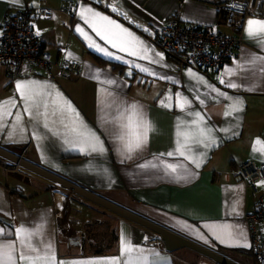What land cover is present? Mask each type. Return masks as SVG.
<instances>
[{
  "label": "crops",
  "instance_id": "crops-1",
  "mask_svg": "<svg viewBox=\"0 0 264 264\" xmlns=\"http://www.w3.org/2000/svg\"><path fill=\"white\" fill-rule=\"evenodd\" d=\"M220 2L0 0V30L16 10L25 8L33 13L38 40L54 60L52 75L65 63L80 67L67 79L26 67L19 78L9 81L0 66V147L21 150L33 164L236 264H249L245 216L253 212L257 198L264 199V179L255 181L254 194L236 180L235 171L247 161L264 166V153L259 150L264 146V37L248 35L249 20L264 21V5L261 17L247 16L238 30L243 41L238 53L207 75L179 65L153 42L160 24L175 13L186 25L212 26L234 34V28L219 25ZM82 8H91L126 28L148 49L147 58L130 56L106 44L81 19ZM77 27L121 59L90 47ZM115 64L122 67L114 71ZM136 65L148 71H140ZM18 83L30 85L36 93L33 100L21 97ZM213 88L230 99L217 95ZM178 94L189 102L183 110L177 104ZM236 100L241 101L242 110L225 116ZM132 105L149 121L151 130L143 147L128 153L118 133ZM197 112L204 118L200 126L210 129L215 138L207 147L188 142L186 154L199 167L176 150L178 141L184 143L179 133L195 131ZM81 126L99 138L103 153L78 142L80 138L72 129ZM257 140L261 145L255 144ZM167 165H175L176 171ZM73 203L79 207L71 217ZM93 222L116 236L111 248L101 255L69 245L70 241L79 244L85 238V226ZM22 225L37 231L33 242L41 247L51 244L57 261L64 264H103L114 258L123 264L127 257L122 255V245L128 243L147 258V264H215L189 249L166 252L163 245L155 243L152 232L83 199L73 200L58 186L0 163V228L10 233L0 237V242L15 240V229ZM224 225L231 226L240 244L246 241L249 247L217 239Z\"/></svg>",
  "mask_w": 264,
  "mask_h": 264
},
{
  "label": "built area",
  "instance_id": "built-area-1",
  "mask_svg": "<svg viewBox=\"0 0 264 264\" xmlns=\"http://www.w3.org/2000/svg\"><path fill=\"white\" fill-rule=\"evenodd\" d=\"M227 2L219 6L220 23L234 28V34L220 32L217 27H197L186 25L180 14L175 13L160 24L158 47L167 55L180 60L181 66L192 64L197 68L220 69L238 53L243 41L238 30L247 17L234 12L233 5ZM226 16V21L222 20ZM34 15L21 8L6 17L0 30V66L5 68L9 81L19 78L25 68L35 67L55 78H70L77 74V63H65L54 74L51 67L53 57L46 52L32 26ZM235 178L244 182L256 194L255 181L264 179V166L247 161L235 171ZM250 236V247L246 251L249 264H264V199L257 198L253 212L245 216ZM155 243L160 244L159 240Z\"/></svg>",
  "mask_w": 264,
  "mask_h": 264
},
{
  "label": "snow or ice",
  "instance_id": "snow-or-ice-1",
  "mask_svg": "<svg viewBox=\"0 0 264 264\" xmlns=\"http://www.w3.org/2000/svg\"><path fill=\"white\" fill-rule=\"evenodd\" d=\"M14 3H18L19 0H13ZM113 11H116L113 8ZM81 19L100 37L106 44L111 45L118 51L127 53L130 56H136L141 59L147 58L148 49L144 46L143 42L135 37L126 28H123L120 24L111 20L109 17L101 15L99 12H94L91 8L81 9ZM77 31L86 39L89 40V46L95 47L96 51L103 53V55L110 58L121 59L119 56H114L105 48L96 45L94 41H91L90 37L83 31V29L77 27ZM147 31V29H145ZM39 35V32H37ZM248 35L254 38L264 37V21L249 20L248 21ZM160 56V53H156ZM163 57L161 56V59ZM140 68V71L147 72L145 68L136 65ZM193 75L192 73H189ZM112 83V81H108ZM229 87L235 88V84H229ZM17 89L21 92V97L25 101L33 100L36 93L31 89L30 85L17 84ZM219 96H225V99H230L224 93H220L216 89H212ZM177 104L183 110L184 106L189 102L179 96L176 97ZM203 104V101H201ZM68 109H71V105L65 101ZM241 101L236 100L228 106V110L225 112V116L231 115L234 112L241 111ZM27 111V109H26ZM63 111V110H62ZM74 112L75 110L72 109ZM129 114L124 118L125 122L119 125L120 131L118 133V139L123 142L124 148L128 153H132L139 150L147 141L148 133L151 130L149 121L143 116V114L137 110L136 105H132L130 109L126 110ZM196 121H194L196 128L195 131H185L179 133L184 139V143L177 142V152L183 155L185 159H190L192 163L199 167V163L186 154L187 144L189 141L196 143H203L205 147L215 143V138L211 135V130L201 127L200 124L204 118L200 113H195ZM72 131L80 138L79 143L90 147L91 151H99L103 153L104 149L102 144L99 143V138L94 133L85 131L81 128H73ZM256 145H261V141L257 140ZM99 145V147H97ZM81 151H84V147H81ZM257 149L254 147V151ZM264 153V146L259 149ZM172 155V153H169ZM173 172L176 171L175 165H167ZM10 235L4 228H0V237ZM37 236V231L24 227L23 225L15 229V240H6L0 242V264H64L63 261H57L55 253L52 251L51 244H46L43 247L35 244L33 241ZM240 237L243 233L239 234ZM203 239V237H201ZM217 239L221 242L237 243L239 246L249 247L247 242L240 244L239 238L232 230L231 226L224 225L217 234ZM19 248V250H18ZM122 255H125L127 259L123 264H147V258L143 256L136 248L130 243L122 245ZM73 264H80V262H73ZM84 264H101V262L88 261ZM103 264H118V261L114 258L111 261L103 262Z\"/></svg>",
  "mask_w": 264,
  "mask_h": 264
},
{
  "label": "water",
  "instance_id": "water-1",
  "mask_svg": "<svg viewBox=\"0 0 264 264\" xmlns=\"http://www.w3.org/2000/svg\"><path fill=\"white\" fill-rule=\"evenodd\" d=\"M0 160L5 161L9 164L14 165L17 169L23 170L31 175H35L53 185L58 186L62 190L81 198L89 203H92L117 217H120L130 223L138 225L153 234H155V240H159L160 244L163 245L166 252H174L179 249H189L200 256L210 259L215 264H236L229 260L227 257L198 245L187 238L171 231L170 229L158 225L146 218L139 216L138 214L125 209L113 202H110L95 193L80 187L54 173H51L38 165L25 159L22 155L15 154L7 149L0 147ZM69 245H77L76 242L70 241Z\"/></svg>",
  "mask_w": 264,
  "mask_h": 264
},
{
  "label": "trees",
  "instance_id": "trees-1",
  "mask_svg": "<svg viewBox=\"0 0 264 264\" xmlns=\"http://www.w3.org/2000/svg\"><path fill=\"white\" fill-rule=\"evenodd\" d=\"M219 1H221L220 6L226 4L227 2H232V3H229L233 5L232 10L234 12H238L239 14H245L247 16H254V17L256 16L261 17L263 14L262 12H263L264 0H219ZM251 5H252V8L248 9V7ZM153 42L158 45V37L153 39ZM168 57L171 60H174L175 62H177L179 65H181L180 60L177 59L176 57H173L171 55H168ZM187 66L196 68L197 70L205 73L206 75L207 73H210L211 71L218 70V69L197 68L192 64H188ZM121 67H122L121 65L115 64V67L113 68V70L118 71V68H121ZM9 151L15 154L21 155V150L10 149ZM0 163L4 164L7 168H10V169L15 168L14 165L9 164L5 161L0 160ZM20 171H23V170H20ZM71 198H73V200L81 199L74 195H71ZM101 226L102 225L97 222H93L92 224L86 225L85 226V238L82 241H80V243L77 245L83 248L84 247L90 248L91 254H94V255H101V254L106 253L111 248L112 244L115 242L116 236H113V234H111L109 230H106V229L102 230ZM97 228L100 230L96 231L95 229Z\"/></svg>",
  "mask_w": 264,
  "mask_h": 264
},
{
  "label": "rangeland",
  "instance_id": "rangeland-1",
  "mask_svg": "<svg viewBox=\"0 0 264 264\" xmlns=\"http://www.w3.org/2000/svg\"><path fill=\"white\" fill-rule=\"evenodd\" d=\"M250 8H252V5L251 6H249L248 7V9H250ZM222 18V20L223 21H226V19H227V17L226 16H222L221 17ZM218 19H220V13L218 14ZM219 27H223V26H219ZM224 27H227V26H224ZM222 31H224V32H226V30H223V29H221ZM222 31H220V32H222ZM223 33V32H222ZM33 177H35L36 179H38V180H40V181H43V182H46L45 180H43V179H41V178H39V177H37V176H35V175H33ZM26 194H27V192H25ZM85 201V200H84ZM79 207V205L77 204V203H73V205H70V212H69V214L71 215V217H74V215H75V212H77V208ZM71 210H72V212H71ZM73 249H75L74 251H77L76 249H77V247H75V248H73Z\"/></svg>",
  "mask_w": 264,
  "mask_h": 264
},
{
  "label": "clouds",
  "instance_id": "clouds-1",
  "mask_svg": "<svg viewBox=\"0 0 264 264\" xmlns=\"http://www.w3.org/2000/svg\"><path fill=\"white\" fill-rule=\"evenodd\" d=\"M16 168V167H15ZM17 169V168H16ZM17 170H19V169H17Z\"/></svg>",
  "mask_w": 264,
  "mask_h": 264
},
{
  "label": "flooded vegetation",
  "instance_id": "flooded-vegetation-1",
  "mask_svg": "<svg viewBox=\"0 0 264 264\" xmlns=\"http://www.w3.org/2000/svg\"><path fill=\"white\" fill-rule=\"evenodd\" d=\"M106 211V210H105ZM108 212V211H107Z\"/></svg>",
  "mask_w": 264,
  "mask_h": 264
}]
</instances>
